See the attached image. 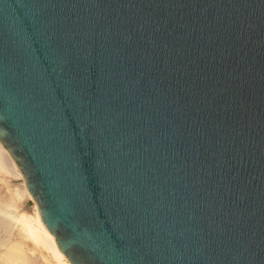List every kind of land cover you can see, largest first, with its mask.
Returning <instances> with one entry per match:
<instances>
[{
	"label": "water",
	"instance_id": "95a60500",
	"mask_svg": "<svg viewBox=\"0 0 264 264\" xmlns=\"http://www.w3.org/2000/svg\"><path fill=\"white\" fill-rule=\"evenodd\" d=\"M0 141L71 264H264V0H0Z\"/></svg>",
	"mask_w": 264,
	"mask_h": 264
},
{
	"label": "bare ground",
	"instance_id": "6f19581e",
	"mask_svg": "<svg viewBox=\"0 0 264 264\" xmlns=\"http://www.w3.org/2000/svg\"><path fill=\"white\" fill-rule=\"evenodd\" d=\"M0 264H71L41 224L24 177L1 141Z\"/></svg>",
	"mask_w": 264,
	"mask_h": 264
},
{
	"label": "rangeland",
	"instance_id": "374dc122",
	"mask_svg": "<svg viewBox=\"0 0 264 264\" xmlns=\"http://www.w3.org/2000/svg\"><path fill=\"white\" fill-rule=\"evenodd\" d=\"M6 177H8V178H9V176H7V175H6ZM9 179H10V178H9ZM3 190H4V191H6V189H3ZM25 209H26V208H25ZM29 209H30V208H29ZM29 209H28V210H29ZM30 210H31V209H30Z\"/></svg>",
	"mask_w": 264,
	"mask_h": 264
}]
</instances>
